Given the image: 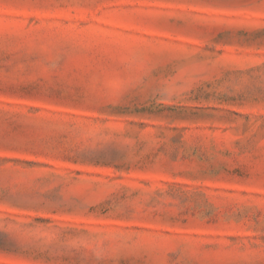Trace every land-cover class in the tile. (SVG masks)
<instances>
[{
    "label": "rangeland",
    "instance_id": "374dc122",
    "mask_svg": "<svg viewBox=\"0 0 264 264\" xmlns=\"http://www.w3.org/2000/svg\"><path fill=\"white\" fill-rule=\"evenodd\" d=\"M0 264H264V0H0Z\"/></svg>",
    "mask_w": 264,
    "mask_h": 264
}]
</instances>
